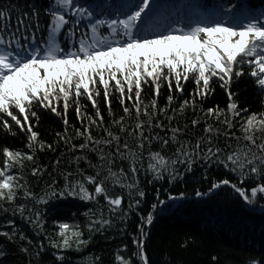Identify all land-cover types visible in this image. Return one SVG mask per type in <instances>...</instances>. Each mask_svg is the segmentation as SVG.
I'll use <instances>...</instances> for the list:
<instances>
[{"label": "snow or ice", "instance_id": "1", "mask_svg": "<svg viewBox=\"0 0 264 264\" xmlns=\"http://www.w3.org/2000/svg\"><path fill=\"white\" fill-rule=\"evenodd\" d=\"M109 7L80 0L0 3V212L18 215L47 245L34 243L12 219L5 221L11 231H0V238L21 242L28 264H71L69 251H83L95 233L118 223L123 227L117 230L127 232L132 216L138 222L134 233L127 234L135 250L125 257L121 253L128 252V245H123L116 264H169L146 253L147 228L166 201L156 189L155 202H148L141 173L151 177L150 185L165 176L172 185L197 164L206 182L209 169H222L231 179L212 178L206 190H195V197L210 199L218 190L229 189L244 206L264 213V5L252 0H192L183 5L126 0ZM241 84L252 86L258 111L241 102ZM162 89L167 91L164 106L158 103ZM185 89L187 96L181 98ZM217 89L224 106L203 107ZM112 96L122 112L119 117ZM82 98L95 110L94 117L82 113ZM71 107L81 124L70 131ZM189 108L195 117L190 121L185 117ZM45 114L63 123L55 143L63 141L69 152L82 155L69 158L74 171L59 172L62 185L52 179L37 193L24 173L27 164L32 165L31 177L39 179L46 172L36 160L39 153L53 150V144L34 130ZM201 123V135L195 136L192 130ZM93 128L103 135L94 137ZM20 135L26 141L23 148L8 144V137ZM73 138L82 142L77 146ZM185 198L183 191L167 195L168 201ZM77 202L96 206L82 213L87 239L78 223L60 221ZM48 216L57 229L52 236L45 233ZM8 255L0 246V264H8ZM99 259L90 256L84 264H98ZM247 264H264V259Z\"/></svg>", "mask_w": 264, "mask_h": 264}, {"label": "trees", "instance_id": "2", "mask_svg": "<svg viewBox=\"0 0 264 264\" xmlns=\"http://www.w3.org/2000/svg\"><path fill=\"white\" fill-rule=\"evenodd\" d=\"M3 2H7V0H0V3ZM12 2L23 6L26 0H12ZM169 2L173 3L175 0H169ZM207 2H211V0H207ZM219 2L226 3L227 0H219ZM252 2L256 6L264 5V0H252ZM240 90L241 102L247 101L250 111H258V96L252 86L250 84H241ZM166 95V89H162L158 100L160 106L165 105L164 96ZM148 96L149 93L145 92V102H147ZM173 96L175 100V93H173ZM186 96L187 91L185 89L184 96L181 98H186ZM110 99L112 100L113 112L119 117L122 114L119 105L114 96L110 97ZM98 103L101 114L104 116V123L108 125L110 118L103 100L100 99ZM224 103H226V100L222 97L220 90L217 89L214 91L213 96L210 97L209 102H206L203 107H209L211 104L223 107ZM81 108L84 115L94 117L95 110L83 98L81 99ZM185 117L188 121L195 118L190 108L186 111ZM67 118L70 131L73 127H80L81 122L75 118L74 107L69 109ZM125 122L127 123L128 121ZM203 126V123H201L198 128L192 130L195 136L201 135ZM34 130L38 132L41 140L53 144V150L46 149L44 152L39 153L36 160L38 165L46 168L42 178L31 177L29 171L32 165H26L29 171H26L24 175L32 189L39 193L44 184L46 182L51 183L52 179H55L58 185H62L63 178L59 175V172L74 171L75 165L69 164V158L82 155V153L79 151L75 153L69 152L63 141L58 144L55 143L56 133H62L64 130L63 123L58 117L51 114L43 115ZM92 135L96 137L103 135V133L99 129L93 128ZM7 140L9 145L18 149L23 148L24 143H26L22 135L19 137H8ZM81 142L82 140L79 138H73L71 141L77 146ZM89 158L94 162L96 160L93 154H89ZM57 159L60 160L59 166L55 164ZM0 167H2V157H0ZM81 167H86L83 162H81ZM180 171H184L183 167H180ZM49 173H51V176ZM16 174L19 173L17 172ZM202 174L200 165H194L193 172L185 173L183 181H178L172 185L167 183V176H165L164 180L150 185L147 181L151 177L143 173L140 174L141 187L146 191L148 202H155L156 189H160V199L166 201L164 205L158 206L155 211L153 224L147 228L146 253L150 259L157 261L166 259L169 264H247V261L251 259H264V213L260 211L259 207L252 210L250 207L244 206L241 201L232 195L229 189L218 190L210 199L207 197L203 199L196 198L194 195L195 190H206L210 186L212 178L231 179L230 174L215 167L208 171V182L201 178ZM164 189H168L172 195H178L179 192L183 191L186 194V198L179 201H168L167 195L169 193H165ZM116 191L118 192L119 189H116ZM21 202L19 199L17 200V203ZM103 203L104 201L101 199V204ZM126 206L127 201H125ZM90 207L95 208L96 206L86 202H77L71 211L60 216V221L69 224L78 223L84 230V238L87 239L89 235L85 228L87 218L82 213ZM147 210L145 208L142 214H146ZM103 211L105 218H107V208H104ZM73 213H75V216H73ZM8 219L14 220L15 227L28 238L33 239L34 243L43 242L47 245V241L43 239L42 235H35L30 224L22 220L18 215L13 217L11 212L7 215L0 212V231H11V228H8L5 223ZM137 222L138 218L132 216L128 221L127 232L134 233L133 225ZM120 227H123V225L118 223L115 227L108 228L102 233H95L91 243L81 252L69 251L67 255L71 258V264H84L85 259L90 256L100 257L98 264H116V253L123 245H128V252L121 253L127 257L135 250V247L131 243L132 237L127 232L122 233L117 230ZM54 230L57 229L52 223V218L48 216L45 224V233L52 236ZM184 242H187L186 246L181 248L180 245ZM0 246L8 250L9 255L6 258L8 264H28L29 257L20 251L21 242L17 241L16 244H11L5 238H0ZM23 246H27L26 242ZM31 251L32 249L30 248ZM212 257H215L214 261ZM32 264H36L35 260L32 261Z\"/></svg>", "mask_w": 264, "mask_h": 264}, {"label": "rangeland", "instance_id": "3", "mask_svg": "<svg viewBox=\"0 0 264 264\" xmlns=\"http://www.w3.org/2000/svg\"><path fill=\"white\" fill-rule=\"evenodd\" d=\"M81 3H100L105 5L108 10L110 11L111 8L109 6L113 5V4H120V3H124L126 2V0H80ZM162 3L167 4V0H161ZM175 2H183V0L178 1L176 0ZM192 2V0H189V3ZM205 2H207V0H205ZM175 5V4H173ZM195 18V17H194Z\"/></svg>", "mask_w": 264, "mask_h": 264}]
</instances>
